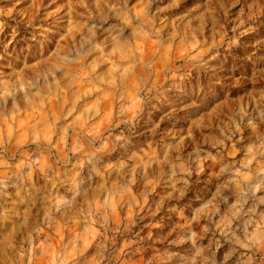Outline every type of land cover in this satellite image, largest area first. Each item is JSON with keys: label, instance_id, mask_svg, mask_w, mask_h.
Listing matches in <instances>:
<instances>
[{"label": "rangeland", "instance_id": "rangeland-1", "mask_svg": "<svg viewBox=\"0 0 264 264\" xmlns=\"http://www.w3.org/2000/svg\"><path fill=\"white\" fill-rule=\"evenodd\" d=\"M0 264H264V0H0Z\"/></svg>", "mask_w": 264, "mask_h": 264}]
</instances>
